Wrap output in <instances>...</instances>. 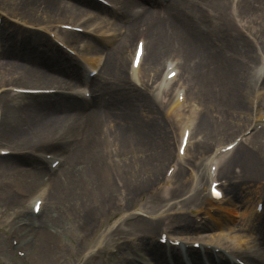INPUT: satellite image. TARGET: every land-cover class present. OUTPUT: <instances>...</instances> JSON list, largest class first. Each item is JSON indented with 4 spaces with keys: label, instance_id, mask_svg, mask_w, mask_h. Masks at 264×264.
Listing matches in <instances>:
<instances>
[{
    "label": "bare ground",
    "instance_id": "1",
    "mask_svg": "<svg viewBox=\"0 0 264 264\" xmlns=\"http://www.w3.org/2000/svg\"><path fill=\"white\" fill-rule=\"evenodd\" d=\"M0 1L12 6L15 11L20 13L45 18L42 22H27L29 24L53 22L49 18L72 22L78 17L71 7L75 0ZM144 1L156 2V0ZM110 2L119 4L123 14L129 13V10L135 5V0H110ZM137 10L140 12L137 21L125 26H116L120 30H125L122 37L117 34L116 30L111 32L105 17L103 18L105 23L96 25L77 20V22H81V26L98 35L96 40H89L85 37L87 47H92L93 43L104 46L118 40L115 46L107 52V58L101 69L91 80L90 87L93 88V94H91L89 102L72 96L35 97L15 109L8 104L10 94L0 93L1 126L3 127L1 136L4 144L26 147L30 143H38L43 139L56 136L61 130L70 134V137L71 135L74 137L70 140L75 143L71 149L69 147L65 149L67 144H70L68 141L60 144L63 142L62 138L52 144L55 147L52 152L62 148L65 155L62 163L52 174L46 170L43 164L36 161L33 164L18 162L20 159H29L28 156L0 158V170L3 175L7 174L5 178L9 172L18 176V181L16 178L13 180L20 185L21 195L29 194L44 176L49 178L48 182L50 180L51 187L41 208L38 225L23 228L29 232V236L34 235L26 248L29 255L33 254L35 260L40 261L48 257L52 243L48 228L52 227L63 214L77 213L80 226L85 230L90 222L91 215L88 213L92 209L87 212L83 209L79 211L83 204H91L97 211H103L99 216L100 219L114 209V199L121 193L127 194L131 204L136 200V193H139L137 183L141 171L147 173L149 180L156 179L161 163L172 156H169V143L163 132L159 116L163 111L160 106L163 92L158 91L155 95L150 96L149 93H144L143 90L137 88L142 83L147 85L148 81H151L152 84L158 78L162 60L163 64L172 58L177 60L176 68L180 67V71L174 85L178 82L181 83L182 80V83L184 82L186 85L187 92L185 103L187 104L188 100L194 101L191 103L193 105L196 103L200 107L195 128L201 136L196 144L200 150L196 154L201 156L208 153L207 150L217 139L226 138L232 135L235 129L241 128L246 123V119L247 125L249 124L251 98H255L252 91L255 88L260 90L256 97H262L264 80H261L260 76L264 73V66L260 65L258 54L252 44L241 34L235 32L232 27L234 22H237L235 23L237 29L238 26H243L250 31L252 36L258 40V45L264 55V0H172L167 7L157 10L155 13H149L143 8H137ZM121 19L123 20V18ZM3 22L5 25L11 26L5 21ZM4 34L8 47L13 53H18L24 47L31 46L40 51L43 63L28 59L27 62L30 65L24 67L6 60V54H4L0 60V81L4 79L29 80L28 82L31 84L39 86L72 83L82 86L84 84V73L80 65L73 66L67 63L60 56L51 52L44 41L25 38L21 40L20 46H17L18 43L13 41L15 39L13 34L10 32ZM138 35H144L147 42L144 45V55L139 71L135 72L133 78L130 79L126 73L124 76L123 68L127 60L130 39ZM67 36L68 41L71 42L80 37L70 34ZM33 66H39L41 72L54 74L56 78H50L32 68ZM99 73H101L100 76ZM139 73L142 74L140 79H138ZM246 89H249L248 93H246ZM56 99L68 101H55ZM201 105L206 109H202ZM140 107L150 114L151 133L155 132L157 136L159 135L154 145L149 143L148 128L136 111ZM43 109L52 112L61 111L62 113L58 118H56L57 116L42 118L40 114L35 115L36 112ZM172 112L173 107H167L166 113L172 114ZM26 115H28L26 119L21 117ZM33 115L35 117L31 120ZM16 116H20L21 119L15 118ZM240 131L237 134H240ZM260 133L261 131L253 136L252 144ZM260 139L255 145H238L228 161L220 165L219 173L229 182V191H235L239 197L241 196L237 191H241L242 187L238 184L258 182L264 178V141ZM222 145L224 144L215 147ZM26 148L9 149L34 150V148ZM34 152L43 153L44 150ZM115 154L122 156L129 154L132 159H138L136 163H140V168L137 165L139 168L138 177H135L137 173H134L133 182L127 181V175L121 181L115 173H111L112 168L117 167L114 159ZM183 162L184 160L180 162V168L174 175V178L180 182V190H183L186 184L183 172L185 162ZM127 164L125 161L121 165L122 170L128 167ZM62 167L65 169L61 171ZM231 167L238 169V172H229ZM118 169L121 170L120 167ZM122 172L124 174L127 170ZM79 175L82 176L83 181L79 179ZM109 176L112 184L109 183ZM118 181H121V187L125 190H118L116 187ZM6 186V183H0V198L7 194ZM194 188L195 186L190 183L188 191L190 196L184 199L183 205L178 210L170 214L174 228L181 231L192 228L191 220L184 212V208L197 201H202L201 191L194 192ZM242 193L243 196L246 195L244 192ZM7 195L8 197L5 196L6 200L18 207V213L21 216H31V212L23 206L20 199L23 197ZM49 201L50 205L47 208ZM204 201L209 204L206 197ZM253 206L251 212H249V208H245L237 214L240 216L239 223L242 222L246 227L257 223L259 241L264 256V223L259 224L258 219L253 218ZM75 208L78 209L77 212L74 211ZM215 208V215L212 212L205 213L210 221L205 225L207 231L232 230L231 226L234 221L229 215L236 210L227 206ZM166 214L167 212L162 213V215ZM155 224L150 225L141 238L145 246L142 247V251L153 264H167L165 254L162 256L159 251L161 247L155 242H150V232L154 229ZM211 236V233H208L205 237L210 238ZM172 252L176 254L174 250ZM199 254H192L194 264H201L198 259ZM177 264H181L180 261ZM219 264H231V262L221 256Z\"/></svg>",
    "mask_w": 264,
    "mask_h": 264
},
{
    "label": "rangeland",
    "instance_id": "2",
    "mask_svg": "<svg viewBox=\"0 0 264 264\" xmlns=\"http://www.w3.org/2000/svg\"><path fill=\"white\" fill-rule=\"evenodd\" d=\"M134 6L135 7L131 8L129 10V13L124 17H130L131 14L133 13V10H135V8L137 7L138 8L143 7L149 13H155L158 10L156 8L155 3L152 2L150 4V3L145 2L144 0H135ZM71 7L73 10H75L78 16L72 22H77L78 20V21H85L87 23H92L96 25L98 23H105L103 19L105 17L108 21V24L110 25L108 26V28L111 30V32L116 30L117 34H119L120 37L123 36L122 33H124V31L122 29L120 30L119 28H116V26L120 27V25L123 22L120 17L114 16L111 12L100 8L99 6L87 0H75V2L71 5ZM0 8L8 11L9 13H11V15H13V17L21 21H24V22H42L45 19L42 16H38V15L33 16L28 13L25 14V13H20L18 11H15L12 6L2 3L1 1H0ZM34 12H37V11H34ZM49 20L53 22L59 21L63 23H67V22L72 23L71 21H67L63 19L57 20L54 18H49ZM235 23L237 22H234L232 29L240 35L238 29L235 26ZM238 24L243 25V23L241 22H238ZM1 29H2V44H3L2 49H3V54H6V60L17 63L24 67H29L30 64L29 62H27L28 59L41 62L43 58V56L40 55L39 53L40 51L34 49L31 46L29 48L24 47L23 49L19 50L18 53L16 52L13 53V51H11L10 48L8 47V43L6 42V35L4 34L6 32H10L11 34L14 35L15 39H13V41L15 40L14 42L18 43V44L16 43L17 46H20L21 40L25 38L37 39L39 41L41 40L47 44L51 52H53L57 56H60L67 63L73 66H77L65 54L60 53L47 39H45L44 37L42 38V35H35L34 33L25 32L14 26L5 25L4 23ZM137 38H144L145 43L147 42L144 35L133 36L130 39L127 60L123 68L124 76H125V73L127 72L126 67L129 64L133 46ZM90 39L96 40L92 38ZM86 41H87L86 38L79 37L75 41L70 42V44L73 45L74 47L78 46V44H81V43L84 44L86 47L84 52L89 55L96 54V53L106 54V51L104 48L105 47L107 48V46L104 47V46H101L99 43H93L92 47H87L85 43ZM115 42H118V40L116 39L115 41H113V43H110V44L115 45ZM162 65H163V60L161 61V64L159 67L160 69L162 68ZM32 68L38 71L41 70L39 66H33ZM179 70H180V67H179ZM41 73L49 76L50 78H56L54 74H50L48 72H41ZM100 74L101 73H99V76ZM23 81H14L11 79L10 80L4 79L0 81V87L1 85H2V88H4L5 85L6 86L12 85L14 87H29V88L53 87V88H62L66 90H76L78 92H80L82 88L80 84L78 83H72L69 85L61 84V85H40L39 86L36 84H31V82H28L29 80L28 81L23 80ZM180 84H183V86L186 87L185 83L184 82L182 83V80ZM150 86H151V81L150 82L148 81L147 85H143L142 83L141 86L139 85V87L137 88H139L140 90H143L144 93H147L146 90H148ZM248 90L249 89L245 90L246 93H248ZM90 91H91V94H93L92 87L90 88ZM263 99H264V96H263ZM28 100H29L28 98H25V99L16 98L15 96L12 95L11 100L8 102V104L9 105L11 104V106L13 105L14 107H18L19 105L22 104V102H27ZM55 101L64 102L68 100L63 99L62 101V100L56 99ZM191 102H194V101H189V103ZM201 108L206 109L205 106L203 105H201ZM142 110L143 109L141 107L140 109H136V111L139 114V117L141 118L142 121H144L145 125L148 128V137H149L148 141L150 144L154 145L155 142H157V137H159V135L157 136L155 132H153L155 135L151 133L150 126H149V124L151 123V121H149L150 114ZM61 113H62L61 111L52 112L49 110L45 111L43 109V110L36 112L35 115L37 116L40 114L42 115V118H47V117L52 118L53 116L55 117L57 116L56 118H58L59 116H61ZM35 115L32 116L31 120L35 117ZM159 116L161 117V121H162L161 125H163V128H162L163 132L165 133V136L169 143V148H170L169 156H171L176 146L171 145L170 140H171V137H173V139L176 137L175 131L173 130L174 128L176 129L178 125L176 124L174 118L171 117V115L168 116L166 114L165 109L164 111H162V114H159ZM1 118L2 116L0 112V142L1 141L4 142L1 136V132L3 130V127L1 126ZM23 118L24 119L28 118V115L23 116ZM246 127H247V119H246V123H244L241 128L235 129L234 133L226 138H223L221 140L217 139L215 142L212 143V145L209 147L207 151L209 152L211 148H214L215 146L219 144H226L227 142L232 140V138L237 134V132L245 129ZM67 135L68 134H66L64 131L61 130L58 132L56 136L54 135L49 138L43 139L41 142H38V143H33V144L30 143L28 146H26L27 148L22 147V146L14 147L11 144H6L5 147L26 148V149L34 148V151L44 150V152H52L55 150V147L52 144L56 140H61L62 138L63 142L60 143L62 145L63 143H66V141L70 142V140L74 138L72 135L70 137V134L68 136ZM200 137L201 136L198 130H196L195 137H194V143H192L193 145L190 148L191 150L185 159V166L183 167L184 168L183 170L184 180L186 183L185 188L183 190H180V187H179L180 182L177 179H175L173 195L171 194V199L169 201H163L159 194L152 195L148 193L147 190L153 184L161 183L162 174L166 166L169 164L171 160L170 157L166 161L161 163L156 179L149 180L147 178L146 172L141 171L138 177L137 171L140 168V163H136L138 159H135V160L132 159L129 154H126L123 156L121 154H115L114 159L116 160L117 167H115V169L112 168L111 173H115L117 175L116 177L120 179L121 181L123 180L124 176L127 175L128 182L129 181L133 182L132 180H134L133 178L134 173H137L135 177H138L137 184L139 185L138 186L139 193H136V200L130 204L127 198V194H126L122 196L125 201V206H123V208L117 209L116 204H118L119 201L121 202L122 197L120 198L118 202L117 200L114 199V207H116V209L111 214L106 215L103 218L104 222L102 224L99 223V225L98 223L96 224V218L101 216L103 211H97L96 208L94 209L91 204L90 205L83 204L82 205L83 207H81L79 211L83 209V211L87 212L90 209H92V211L88 213L89 215H91L89 218L90 222L87 225V227H85V230H84V227L80 226V222L78 220L79 217H77V213L76 214H66V215L63 214V216L60 219L56 220V223L52 227L48 228V231L50 232L51 240H52L50 253L48 254V257L45 258L44 260L38 261L34 259L33 254H32L30 256L28 264H147L144 260L141 259V254H143L142 247H145L143 242L141 241V238L143 234L147 232V228H149L150 225H152L153 223H156L154 226V229L150 232V242L152 243L155 242V236L160 230L159 228H162L163 226L168 227L169 229H171L172 233H175V234L183 235V233L185 232V231L179 230L178 228H174L173 221L171 219L172 216L170 214L178 210L183 205L182 202L184 201V199L190 196V193L188 192L190 183L192 180V177L190 176V172L193 169L192 162L194 159V155L196 153H199L197 151L200 150L199 148L196 147V144L200 140ZM260 138L264 140V129H263V132L259 135V137H257V140H255V143H253V145H255L258 139ZM176 141H177V138H176ZM27 156H28L27 158L29 159H20L18 160V162L33 164L36 161V159L33 158L32 155H27ZM125 161L126 163H128L127 164L128 167L123 169L125 171L127 170V172H124L123 174L121 165H123ZM186 162L188 163V165L186 164ZM101 164H102V161H101ZM137 165L139 166V168ZM118 167H120V169L122 170V171L120 170L121 172L119 171ZM233 168L234 167H231L229 172L235 173V169ZM64 169L65 167H62L61 171ZM115 170H118V171L115 172ZM59 172H60V169H59ZM5 175H3L0 170V183L2 182L6 183L7 194L14 195L12 192L13 189H16L17 191L20 192L21 190L20 185L18 184V182H14L13 180V178H16V180L18 181V176L15 173H10V172L7 178H5ZM47 178H48L47 176H44L41 179V181L36 185V187L32 189L31 192H29V194L22 195L23 198H20V199L23 202L24 207H28L30 197L40 188V186L43 184V182ZM79 179L82 180L81 175H79ZM108 179H109V183L112 184V180L110 176ZM9 180H12L13 182H10ZM196 182L197 183L194 182L196 184V187L194 188V192L198 190L202 191V188H203L202 181L198 180ZM238 185L242 187L241 191L240 190L237 191V193H240L241 197H239V195L237 196L235 194L236 193L235 191L233 192L229 191V193L232 196V199L229 202V204H231L232 206L228 205V207L232 209H236V211H238L239 213L240 211L242 212V210L245 208L247 209L249 208V212H251L254 201L258 198H262L264 195V178L258 182H248L243 185L241 184H238ZM202 192H201L200 197L202 196ZM242 192H244L246 195L243 196ZM7 194L5 195L6 197H8ZM5 196H1L0 198V264H24V263H21L14 254L13 247L11 246V239L9 237V231L15 230L18 234L17 235L18 239L24 240V238L27 237L29 233L26 230H23L24 227L29 226V223H28L29 215L21 216V214L18 213L19 211L18 207H15L13 203H10V201H7ZM49 205H50V201L47 204V208ZM203 205L204 203H202L201 201H197L185 207L184 212L187 213V216L192 221L193 216L197 213V209L201 208ZM14 211H17V212H14ZM74 211L77 212L78 209L75 208ZM163 212H167L168 215L167 214L162 215ZM231 217H234V225L232 227L233 230L241 234L252 236V238L260 239L259 227L257 226L256 222L253 223L251 227H246L243 225L242 222L239 223L240 217H237L235 213ZM260 223H264V220L260 221L259 224ZM127 236H136L138 238V247L135 248V251L138 255L140 254V256L136 257L133 262L123 263V261H120L122 258L121 254L126 251L128 253L129 251V248L127 250V248L124 247L121 250V254L111 256L107 262H104L103 256H104L106 246L109 243H112L120 238H125ZM159 251H161L162 256H164V252H165L164 249L159 248Z\"/></svg>",
    "mask_w": 264,
    "mask_h": 264
},
{
    "label": "snow or ice",
    "instance_id": "3",
    "mask_svg": "<svg viewBox=\"0 0 264 264\" xmlns=\"http://www.w3.org/2000/svg\"><path fill=\"white\" fill-rule=\"evenodd\" d=\"M217 195H219V193H216Z\"/></svg>",
    "mask_w": 264,
    "mask_h": 264
}]
</instances>
